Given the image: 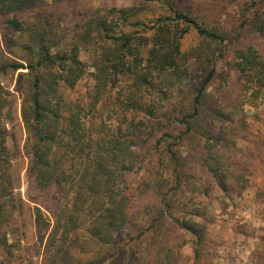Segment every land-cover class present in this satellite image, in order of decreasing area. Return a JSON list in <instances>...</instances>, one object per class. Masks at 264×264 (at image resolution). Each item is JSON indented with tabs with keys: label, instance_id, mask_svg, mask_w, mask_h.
Returning a JSON list of instances; mask_svg holds the SVG:
<instances>
[{
	"label": "trees",
	"instance_id": "obj_1",
	"mask_svg": "<svg viewBox=\"0 0 264 264\" xmlns=\"http://www.w3.org/2000/svg\"><path fill=\"white\" fill-rule=\"evenodd\" d=\"M44 1L0 0V19ZM247 4L238 37L248 31L264 46V8L255 0ZM163 5L154 18L134 10L118 16L97 10L70 41L53 22H8L16 39L7 45L22 47L25 63L0 59V71H21L16 88L28 134L27 179L35 193L27 198L49 214L34 208L36 228L47 232L31 248L42 255L41 264H124L125 257L132 264L133 250L116 245L131 220L128 176L148 160L161 208L155 226L167 217L184 237L181 244L161 246L149 264H180L186 237L195 262L203 261L211 194L231 200L251 188L252 153L243 149L242 159L233 158L248 122L245 115L236 121L233 115L263 103L264 54L242 45L226 60L214 48L231 44L239 29L215 25L214 9L183 11L179 0ZM192 32L199 43L186 51L184 40ZM87 75L92 89L83 99H68ZM234 75L242 77L238 92L229 90ZM8 96L0 83V264H24L16 254L21 213L14 205L3 117L11 105ZM247 96L256 99H241ZM258 240L253 260L264 264V229ZM105 249L114 252L106 257Z\"/></svg>",
	"mask_w": 264,
	"mask_h": 264
},
{
	"label": "rangeland",
	"instance_id": "obj_2",
	"mask_svg": "<svg viewBox=\"0 0 264 264\" xmlns=\"http://www.w3.org/2000/svg\"><path fill=\"white\" fill-rule=\"evenodd\" d=\"M167 1L173 0H80L63 3L45 0L37 7L14 12L0 19V59L5 64L11 60L25 63L21 60L24 55L22 47L7 45L9 41H15L11 39H16V35L8 29L9 21L17 20L29 24L42 19L43 22H53L59 26V29H63L61 32L64 40L70 41L75 30H79V27L87 22L92 12L107 10L113 11L118 16L124 10H134L139 11L141 15L143 13L146 17L154 18L163 12V3ZM255 1L258 2L257 7L264 8V0ZM179 2L180 9L183 11L197 12L198 9H202L203 12L210 13L211 11L206 9H214V13L211 14L213 21H211L229 31H235L236 28L239 29L243 10L247 7L249 0H179ZM249 16L253 17V9L249 10ZM244 31L247 29L245 28ZM239 33H241L240 29L234 33L236 38H232L231 44L216 45L214 49L220 48L226 60H231L234 49L242 45H255L264 54L262 39L254 34L251 35L248 31L243 32L242 37H238ZM198 43L197 35L192 32L184 40V49L189 51ZM86 58L87 53L82 52L81 59L85 61ZM222 62L223 59L219 58L218 64ZM19 72L21 71H0V83L8 93L11 103L3 117L7 131V147L13 157L10 173L14 179L15 198L17 199L14 205L17 207V212L21 213L16 216L15 224L16 239L21 243L19 244L21 250H18L16 254L20 259L23 258L24 264H41L42 255L39 256V251L36 252L31 248L40 246L41 237H46L47 232L45 233L46 229L40 232L36 228L35 221L33 222L34 217L36 218L34 208L40 206L27 198L28 195L35 197V193L29 190L27 179L29 160L25 156L24 147L28 134L21 116L22 96L16 88ZM242 83V77L234 75L229 90L233 89L238 92ZM93 85L92 77L87 75L80 85L68 94V99H83L82 97H85ZM241 99L256 98L247 96ZM242 115H245L248 127L245 131H240L242 140L236 139L237 148L233 158L242 159L243 149L252 153L249 163L252 170L249 176L251 188L241 197L233 196L231 200L220 192L211 194L212 202L208 216L212 217V222L207 223L208 226L205 229L208 244L204 260L195 262L193 244L186 237V242L180 251L182 256L180 264H254L253 257L258 248V237L264 229V101L258 105V108L251 107L249 104L245 105L244 110L241 108V112L234 113V120L236 121ZM113 123L110 121V124ZM151 165V160H148L139 171L128 176L132 201L131 220L120 236V243L116 246L117 249L130 247L133 250L132 264L152 263L161 246L165 247L167 244L176 242L181 244L184 239L181 231L167 217L162 221H157L158 226H155L161 208L151 182L152 174H148ZM41 210L49 216L44 208ZM156 228L160 230L158 234L155 233ZM42 230L44 229L41 228ZM27 249H31V252H26ZM112 251L113 249H105L102 253L108 257V254L114 252ZM126 259L127 257H125L124 264H129Z\"/></svg>",
	"mask_w": 264,
	"mask_h": 264
}]
</instances>
